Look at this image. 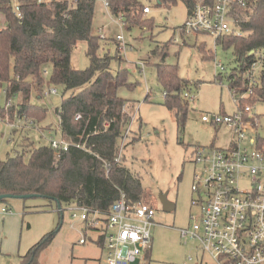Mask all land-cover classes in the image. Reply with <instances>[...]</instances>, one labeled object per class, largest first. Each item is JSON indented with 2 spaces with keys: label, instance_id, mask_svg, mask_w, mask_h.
Wrapping results in <instances>:
<instances>
[{
  "label": "trees",
  "instance_id": "trees-1",
  "mask_svg": "<svg viewBox=\"0 0 264 264\" xmlns=\"http://www.w3.org/2000/svg\"><path fill=\"white\" fill-rule=\"evenodd\" d=\"M154 1L156 6H171L178 1H186L190 8L193 5L191 0ZM241 1L244 5H235L234 13L244 35L219 40L223 49L233 52L234 66L225 80L229 91L239 97L238 110L254 102L264 103V0ZM95 2L53 1L38 5L36 0H27L22 2L21 18L4 8L5 27L0 29V92L4 90L5 103L11 104L0 107V115L3 117L5 113L8 123L23 120L39 125L47 110L32 104L30 96L34 93L37 99H43L42 87L55 86L65 95L54 112L58 119L56 133L69 141L86 140L89 151L70 148L57 154L48 143L35 146L24 139L20 150L15 149L12 155L0 160V195H35L57 207L77 205L101 214L108 212L121 195L135 203L141 201L139 177L123 164V156L116 161L132 117L126 110L131 102L120 97L118 90H131L138 83L129 80L131 75L124 68L112 71L114 58L103 52L100 38L92 34ZM107 3L110 15L128 28L153 29V19L142 12L144 0H107ZM110 41H114L119 51L120 43ZM79 42L86 43L88 66L84 70L71 65V53ZM197 49L202 58H209L203 44ZM257 53L262 55L256 57ZM115 59L122 63L119 55ZM258 60L261 69L256 83L251 84L252 65ZM142 61L151 66L148 59ZM153 67L155 80L164 90L162 105L173 114L178 130L182 131L188 108L184 94L189 82L179 77L175 64L161 62ZM216 79H221V74ZM49 126L47 130H52ZM61 219L62 216L59 225ZM53 236V233L44 235L20 257L19 264H39L38 256Z\"/></svg>",
  "mask_w": 264,
  "mask_h": 264
},
{
  "label": "rangeland",
  "instance_id": "rangeland-1",
  "mask_svg": "<svg viewBox=\"0 0 264 264\" xmlns=\"http://www.w3.org/2000/svg\"><path fill=\"white\" fill-rule=\"evenodd\" d=\"M144 2L151 8L148 15L154 22L151 31L128 28L111 16L100 0H96L92 34L100 37L99 44L103 52L114 58L111 62L112 71L124 68L131 75L129 80L138 83L131 90H118V95L131 102L128 104L131 107L126 110L132 115L131 134L122 152L123 164L141 181V201L155 210V225L150 229V256L143 264H195L196 258L201 256L198 243L181 238L179 234V230L189 226V214L194 212L190 205L193 177L203 171V165L193 162V151L197 147L227 149L236 141L232 127L213 126L201 120L202 116L233 115L237 112L225 80L234 66V56L231 49H223L220 42L215 44L208 36L181 34L188 12L183 1L171 6H156L154 0ZM118 35L123 36L127 45L124 50L118 51L114 41H110ZM200 44H203L209 58H202L197 49ZM85 52L86 43H77L71 53L74 69L87 68ZM116 55L121 57L122 63L118 64ZM261 55L257 53L256 57ZM143 59H148L151 65L145 66V78L138 71ZM161 62L177 65L179 77L189 82V89L185 92L192 95L193 100L188 101L182 131L178 130L173 114L162 105L164 90L155 80L153 67L154 63ZM218 74H221V79H216ZM64 96L58 93L37 99L34 93L31 94L30 102L47 110L45 120L39 125L33 126L23 120H15L16 124L13 121L8 123L6 114L3 117L1 114L0 160L12 155L15 149L20 150L24 139L35 146H46L49 138L57 137L58 119L54 112ZM4 105L5 98L1 91L0 107ZM249 108L250 114L258 117L256 133L264 136V103L254 102ZM49 125L52 130H47ZM44 126L46 129L40 128ZM261 184L264 185V178ZM248 187L247 180L239 182V188ZM160 195L166 196L167 201L174 206L169 212L163 210ZM1 208L18 215V218H14L17 224L15 241L4 240L5 233L0 232V238L3 239L0 242V264H19L18 257L24 256L48 233L54 236L40 252L39 264H103L100 248L89 241L85 245L77 244L83 225L77 219L80 212L71 211L74 205H62L59 211L56 204L39 197L26 200L6 198L0 201L2 226L1 217L4 214ZM73 214L77 217L72 218ZM202 258L203 262L208 259L207 255Z\"/></svg>",
  "mask_w": 264,
  "mask_h": 264
},
{
  "label": "built area",
  "instance_id": "built-area-1",
  "mask_svg": "<svg viewBox=\"0 0 264 264\" xmlns=\"http://www.w3.org/2000/svg\"><path fill=\"white\" fill-rule=\"evenodd\" d=\"M25 1L0 0V29L5 27L4 8L12 16L21 18V6ZM53 1L74 4L77 0H36V3L43 5ZM100 1L107 10V0ZM191 1V8L183 1L188 11L181 27L185 35H205L215 44L225 37L244 35L234 13L235 5H244L241 0ZM142 12L149 15L150 6L146 4ZM115 40L120 43L119 50H124L127 45L123 36L118 35ZM218 67L222 69L220 64ZM260 69L258 60L252 65L251 84L256 83ZM138 71L145 76L143 62L139 63ZM59 90L55 86H44L41 93L47 97L57 95ZM2 92L4 94V90ZM231 94L236 105L239 97ZM184 97L193 100L189 93ZM10 104L11 101L6 102L5 107ZM257 118L250 114L248 106L237 109L233 115L201 117L203 122L213 126L232 127L236 141L227 149L197 147L193 151V162L203 165V171L193 177L190 205L194 212L189 214V226L179 230V234L181 238L198 243L201 256L196 258L195 264H264V185L261 184L264 178V136L256 133ZM76 119L80 116L76 115ZM103 127H108V122ZM130 134L129 126L116 161H120ZM47 143L57 154L70 148L89 151L86 140L69 141L60 134L49 138ZM242 180L249 182L248 189L239 188ZM71 211L80 212L78 217L73 214L72 218L77 217L83 225L77 244L85 245L89 241L100 248L103 264L146 262L152 242L150 229L155 225L152 206L142 201L132 202L121 195L104 214L77 205ZM2 212L7 210L2 209ZM203 255L208 258L205 262ZM188 260L192 261L191 258Z\"/></svg>",
  "mask_w": 264,
  "mask_h": 264
},
{
  "label": "crops",
  "instance_id": "crops-1",
  "mask_svg": "<svg viewBox=\"0 0 264 264\" xmlns=\"http://www.w3.org/2000/svg\"><path fill=\"white\" fill-rule=\"evenodd\" d=\"M2 209L4 208H1V213L4 214V216L1 217L2 226L0 225V232L5 233L4 240L10 239L11 241H15V237L17 235V224L14 218L17 219L18 215H14L13 213H10L9 210L7 209H6L7 212H2ZM2 241L3 239L0 238V242ZM18 258H19V263H20V257Z\"/></svg>",
  "mask_w": 264,
  "mask_h": 264
},
{
  "label": "water",
  "instance_id": "water-1",
  "mask_svg": "<svg viewBox=\"0 0 264 264\" xmlns=\"http://www.w3.org/2000/svg\"><path fill=\"white\" fill-rule=\"evenodd\" d=\"M6 198L26 200V199L37 198V196L35 195H22V196L0 195V201ZM159 200L165 212H169L170 210L174 208V206L170 202L167 201L166 196L160 195ZM57 209L60 211V206H58Z\"/></svg>",
  "mask_w": 264,
  "mask_h": 264
}]
</instances>
